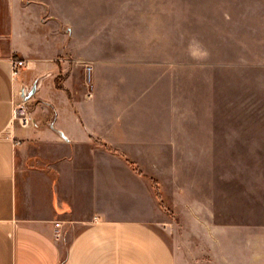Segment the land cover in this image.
<instances>
[{
    "label": "crops",
    "instance_id": "1",
    "mask_svg": "<svg viewBox=\"0 0 264 264\" xmlns=\"http://www.w3.org/2000/svg\"><path fill=\"white\" fill-rule=\"evenodd\" d=\"M48 3L0 0V264H175L154 194L119 153L170 131L149 123L154 111L130 98L122 74L113 83L117 64L64 29L69 21ZM243 5L245 30L252 18V57L245 36L242 65L259 69L264 86V0ZM14 58L27 61L18 76ZM35 82L25 101L32 122L21 126L13 104ZM233 134L235 149L264 151V125ZM259 162L250 172L244 166L234 194L231 178L228 264H264V158Z\"/></svg>",
    "mask_w": 264,
    "mask_h": 264
},
{
    "label": "rangeland",
    "instance_id": "2",
    "mask_svg": "<svg viewBox=\"0 0 264 264\" xmlns=\"http://www.w3.org/2000/svg\"><path fill=\"white\" fill-rule=\"evenodd\" d=\"M47 1L64 29L117 64L113 83L122 74L130 98L154 111L149 123L170 131L119 153L154 194L175 264H228L231 178L234 194L244 166L264 158L233 143L239 127L264 125L261 72L242 65L245 36L252 57L243 0Z\"/></svg>",
    "mask_w": 264,
    "mask_h": 264
},
{
    "label": "built area",
    "instance_id": "3",
    "mask_svg": "<svg viewBox=\"0 0 264 264\" xmlns=\"http://www.w3.org/2000/svg\"><path fill=\"white\" fill-rule=\"evenodd\" d=\"M25 66H27V61L24 58H14L12 60L13 76H18L21 69ZM86 70L88 81H90L91 66L89 64L86 65ZM87 95H91V89L87 92ZM13 117L21 126H27L32 122L31 112L23 99H20L13 104ZM59 225L60 222L55 221V236L57 237L60 236V231L58 229Z\"/></svg>",
    "mask_w": 264,
    "mask_h": 264
},
{
    "label": "water",
    "instance_id": "4",
    "mask_svg": "<svg viewBox=\"0 0 264 264\" xmlns=\"http://www.w3.org/2000/svg\"><path fill=\"white\" fill-rule=\"evenodd\" d=\"M36 82L33 84L30 90L25 89L24 87L21 89V97L24 101L27 100V98L35 91L36 89Z\"/></svg>",
    "mask_w": 264,
    "mask_h": 264
}]
</instances>
